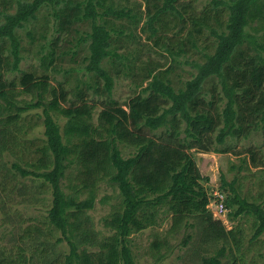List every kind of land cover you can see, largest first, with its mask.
<instances>
[{"label":"trees","instance_id":"trees-1","mask_svg":"<svg viewBox=\"0 0 264 264\" xmlns=\"http://www.w3.org/2000/svg\"><path fill=\"white\" fill-rule=\"evenodd\" d=\"M143 1L144 12L122 5L120 0H7V8L0 11V156L22 147L19 133L24 126L33 127L28 112L42 108L45 143L36 149L33 160L23 164L17 159L11 167L15 174L49 183L53 194L47 228L26 227L18 244L11 249L0 247V264H139L131 236L157 225L163 208L173 212L175 230L183 224L193 226L191 219L197 217L203 244L232 241L241 250L242 231L227 229L208 209L210 196L203 182L210 178L202 174L191 151L230 152V147L220 148L229 137L247 138L264 129V43L250 31L264 19V0H215L214 15L213 10L199 14L193 0H184V4L183 0ZM14 2L16 11L10 12L8 5L11 8ZM42 9L48 11L47 18L53 17L56 30L63 32L57 40L73 32L79 34L78 26L90 23L80 44L89 42L84 68L94 80L84 84L95 94L107 96L97 126L94 106L86 102L87 91L80 85L77 94L81 103L65 107L62 103L69 100L68 89L63 84L53 86L48 74L26 71L19 81L7 77L20 70L23 60L19 30L39 19ZM144 18L141 31L157 46L166 39L176 42L169 35L174 29L182 52L189 50L187 45L197 48L196 39L205 30L215 37V46L213 52H205V61L196 64L198 72L181 88L174 85L171 69L155 72L151 65L143 67L148 72L146 79L151 80L126 109L112 99L114 75L122 72L117 61L126 66L125 60H129L118 52V39L124 35L134 38ZM125 20L133 26L126 34L127 27L117 23ZM27 34L33 42L47 38L40 28H28ZM250 48L257 50L256 55ZM56 58L53 45L42 56L45 70ZM105 60L112 68L103 64ZM207 83L212 84L210 100L204 96ZM22 93L35 100L24 99ZM56 115L65 119L63 125ZM121 145L137 151L126 157ZM246 152L254 165L260 166L257 149ZM260 161L264 166V159ZM64 179H68L69 191L63 188ZM103 180L116 186L121 195L104 218L105 226L113 230L104 237L90 214ZM236 183L222 175L229 217L254 216L252 239H258L264 234V199L250 200ZM189 238L190 234L184 242ZM154 245L159 248L162 243ZM226 253L227 247H222L205 257L203 264H221ZM231 264H239L238 255Z\"/></svg>","mask_w":264,"mask_h":264},{"label":"rangeland","instance_id":"rangeland-1","mask_svg":"<svg viewBox=\"0 0 264 264\" xmlns=\"http://www.w3.org/2000/svg\"><path fill=\"white\" fill-rule=\"evenodd\" d=\"M6 1L0 0V11L7 8ZM120 2L122 5L130 6L135 10L142 12L145 10L143 0H120ZM182 3L184 4V0ZM193 3L199 14L206 10H213L211 13L214 15V11L217 10L215 0H193ZM219 7L222 8V6ZM16 8L17 4L15 2L11 8L8 5L10 12H15ZM47 15L48 11L42 9L38 15L39 19L28 23L27 27L19 30L23 39V60L20 70L8 73L7 77L9 81L14 79L19 81L26 71H35L37 75L41 76L44 73L48 74L50 83L53 86L58 87L59 84H63L68 89L69 100L67 103H62L65 107L81 103V99L77 94V86L80 85L87 91L85 95L86 102L94 106L93 122L97 126L99 124V114L104 108V101L107 100V96L95 94L94 90H88L84 84L86 81L92 83L94 80L91 74L86 73L84 68L87 64L85 56L90 53L89 42L80 44V36L85 30L90 29V23L78 26L80 29L79 34L73 32L57 40L58 35H62L63 32L60 33L56 30L58 25H55L53 17L47 18ZM45 17L49 20L46 21ZM145 20L144 18L140 26L136 28L134 38H127L124 35L118 39V45H120L118 52L128 57L129 60H125L126 66L117 61L122 72L114 75L116 82L112 99L117 100L118 104L126 109H128L130 100L138 95L151 80L146 79L148 72L143 70V67L151 65L154 67L155 72L171 69L170 77L174 85L181 88L198 72L196 64L205 61V52L214 51L215 37L209 34L208 30H205L203 35L196 39L197 48H190V45H187L189 47L187 52L181 51L178 42L180 38L173 35V32L177 29L169 33L170 36H174L176 42H174V39L172 41L166 39L163 41L165 44L161 43L157 46L155 41L148 38V33L141 31ZM117 23L118 25L123 23L127 27L125 34L129 32L128 27L132 26L128 20ZM34 25L35 27H33ZM254 26H256V29L250 28V31L258 37L260 42L264 43V19L255 23ZM28 28L31 30L40 28L41 31H44V34L47 33V38L41 39L38 37L33 42L27 34ZM113 36L116 37V35ZM183 37L182 35L181 39ZM53 45L57 58L49 70H45L43 65L47 63L43 62L42 56L46 55L53 48ZM249 50L253 55H256V49L250 48ZM262 51L264 54V49ZM135 57L137 59L133 60ZM110 63L109 60H105L103 64L108 68H112ZM130 67H133V72L130 71ZM211 87V83H207L205 86L206 94L204 96L207 100L211 99V92L209 91ZM18 89L21 90V87ZM218 91L217 95L220 96ZM21 97L28 101L35 100L33 95L26 93H22ZM21 97L20 99H22ZM219 107L222 109L223 104H220ZM28 114V121L33 122V127L26 128L24 126V130L19 133L21 136L19 145H22V147L15 148L16 150L13 152L8 151L7 154L0 156V247L8 249L19 243V235L30 224L47 228L46 215L53 198L52 187L49 183L44 182L41 178L23 177L22 174H15V170L11 167L12 162L17 159H22L23 164L27 160H33L37 154L36 149L45 143L42 108L29 111ZM56 117L62 125L65 123V119H62L61 115H56ZM121 146L126 157L137 151L133 147ZM228 147L231 150L226 153L191 151L202 174L210 178L209 181L203 182L209 196L217 198L221 194L223 197H227V193L221 186L222 175L224 174L228 181L236 179L238 184H241L242 195L252 201L261 202L264 199V166L260 161L264 159V129L260 128L247 138L229 137L220 148L225 149ZM248 148L257 149V163L260 166L254 165L250 154L246 152ZM9 169L13 172L11 173ZM70 171L73 170L70 169ZM73 172L77 173L76 171ZM67 184L68 179H64L63 188L65 191H69ZM98 188L97 203L90 214L94 218L96 229L104 237L113 233V230L105 226L104 218L118 204L121 195L119 189L107 180L101 181ZM83 196L85 197L86 193ZM104 198H107V200ZM210 208L213 216L222 220L227 229L238 227L242 231L241 250L236 249L232 241L223 240L203 244L201 241L200 219L197 217L191 219L194 223L193 226L183 224L175 230L173 228V212L163 208L157 225L131 236V246L138 263L203 264L205 257L213 256L222 247H227V253L222 257L221 264H231L236 255H238L239 264H264V234L258 239H252L255 232L254 216L243 214L241 217L232 220L228 214L230 209L227 208L228 213L222 215L218 213L217 207L210 206ZM189 234L191 238L185 243L184 241ZM155 242H161V247L157 248L154 245ZM63 247L67 248L66 245ZM238 251L240 252L238 253ZM241 256L243 260H241Z\"/></svg>","mask_w":264,"mask_h":264},{"label":"built area","instance_id":"built-area-1","mask_svg":"<svg viewBox=\"0 0 264 264\" xmlns=\"http://www.w3.org/2000/svg\"><path fill=\"white\" fill-rule=\"evenodd\" d=\"M225 197H223V195H219L217 198H211L210 197V202H209V204L210 205H208L209 207H208V209L210 210V211H212V209L210 208V206H215V207H217L218 208V213L219 214H222V215H225L226 213H228V209H227V207H226V204H225Z\"/></svg>","mask_w":264,"mask_h":264}]
</instances>
